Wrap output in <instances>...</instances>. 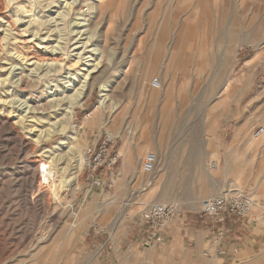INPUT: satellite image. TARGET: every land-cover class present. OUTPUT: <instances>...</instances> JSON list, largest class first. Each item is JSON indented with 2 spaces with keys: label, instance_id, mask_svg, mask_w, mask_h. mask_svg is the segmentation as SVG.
I'll use <instances>...</instances> for the list:
<instances>
[{
  "label": "rangeland",
  "instance_id": "rangeland-1",
  "mask_svg": "<svg viewBox=\"0 0 264 264\" xmlns=\"http://www.w3.org/2000/svg\"><path fill=\"white\" fill-rule=\"evenodd\" d=\"M6 17L19 19L8 44L1 40ZM1 18L0 119L30 147L17 153L0 137V264H100V244L117 248L149 204L169 202L161 199L165 182L173 192L204 196L206 180L227 175L212 165L229 162L232 180H248L237 173L242 149L231 146L264 127V0H15L0 6ZM37 57L61 68L37 87L10 86V64L29 75ZM96 61L90 92L63 120L65 134L34 143L62 115L40 116L42 125L30 132L17 122L25 113L7 104L25 111L51 95L64 98L76 88L75 75ZM103 85L114 107L95 111ZM104 131L115 135L118 154L123 143L138 149L139 170L153 155L154 173L118 180V161L110 190L91 187L86 158ZM56 146L64 158L54 165L65 183L39 190L36 181L23 189L45 150Z\"/></svg>",
  "mask_w": 264,
  "mask_h": 264
},
{
  "label": "crops",
  "instance_id": "crops-1",
  "mask_svg": "<svg viewBox=\"0 0 264 264\" xmlns=\"http://www.w3.org/2000/svg\"><path fill=\"white\" fill-rule=\"evenodd\" d=\"M126 136L127 132L119 137ZM241 136L242 140L237 144L232 141L231 147L242 149V172L237 173L248 180H232L235 167L230 162L213 164V169L218 168L227 175L222 180H206L204 196L209 198L221 191L242 192L255 199V206L248 218L227 217L220 224L224 238L218 246L212 242L211 224L201 215V203L207 198L197 192H173L165 182L161 199L169 201L166 204L176 205L180 215L168 222L162 241L147 244L144 224L137 216L117 248L107 242L98 246L100 264H264V134L253 135V140L245 133ZM118 151L122 160L113 176L118 180L142 176L141 169H137L141 155L138 149L127 150L123 143ZM163 158L165 168L166 156ZM89 237L90 242H94L96 237Z\"/></svg>",
  "mask_w": 264,
  "mask_h": 264
},
{
  "label": "bare ground",
  "instance_id": "bare-ground-1",
  "mask_svg": "<svg viewBox=\"0 0 264 264\" xmlns=\"http://www.w3.org/2000/svg\"><path fill=\"white\" fill-rule=\"evenodd\" d=\"M14 1L15 0H0V6H5V8H6L9 6V4L13 3ZM21 9H23V7ZM25 12L26 11H24V13ZM15 13H16L15 17H18L17 16L18 13L17 12H15ZM22 14H23V12H22ZM3 20H5V18H1L0 21H3ZM18 22H19L18 18H16L15 20H10L9 18L6 17V21L4 22L6 27H4L2 25L3 26V31H2L3 37L1 39V40L5 41L6 44H8V42H9L8 40H9L10 36H12V33L15 30L14 28ZM29 23H32V21H30ZM80 32H78L77 34L79 35ZM34 36H35V34H34ZM86 44L87 43H83L82 45H86ZM47 51H48L47 49H44V53H47ZM50 53H53V49H51ZM44 55H47V54H44ZM39 59L40 58L37 57L35 62L31 63V65H30L31 68L29 70L31 74H29V75H24V71H23L24 69L21 68L20 66H18V65L13 66L12 64H10V68L7 69L8 70L7 71L8 76H9L8 81L10 82L9 83L10 86L13 85L15 87L22 88V86L26 87V86L32 85V87H33V85H34L35 87H37V85L39 86L40 82H42L43 79L44 80L47 79L52 72L55 73V72H57V70H59L61 68V64H59V62L55 59H53L52 62H49V63L46 62L45 64L43 63L42 60H39ZM76 60L77 61L75 62V64L79 63L82 59L80 57H78V59H76ZM88 64L84 65L82 73H77L75 75L74 78L76 80V88H75V85L73 84L74 85L73 86V85H71V83L67 86V87H70V86H73V87L70 90H65L64 93L71 92V91L72 92H71V94H67L66 96H64V98H60V97H59L60 99H57L58 97L52 98V95H51V99L48 98L49 100L46 101L45 103H40L38 101V102H36V104L33 107L26 105L25 111H24V109L21 110V108L19 109L18 107L14 108V107L9 106L7 104V108H11L12 112H14V113L15 112H17V113L24 112L25 113L24 116L21 114H18V116H16L18 118L17 122L23 123V126L25 128H30V130H29L30 132L32 130H34V126L36 127V126L42 125L40 116H47L48 115L50 118H53V117L56 118L58 116L57 115L58 112L62 115L60 119L58 118L56 121L50 123L48 125L47 129H45L44 131H41L38 134L34 143H36V144L39 143L40 145H42L43 143L50 141L51 138L57 134H65L66 129L63 128V124H64L63 120L69 119L71 117V115L74 111V108L76 106H79L81 104V101L90 92V90L93 86L92 74H94L100 66V62H98V61L94 62L93 64H89V65ZM6 81H7V79L5 78L2 83H5ZM151 86H152V88L156 89V88H158V83L156 86L154 85V83H152ZM100 92H101V94H100L101 99H100L98 105L96 106L95 111L98 110L99 108L103 107L104 105L108 104V103H109V106L111 105V107L113 108L114 104H113V102H112V100L108 94L109 91H108L107 87L104 85L100 86ZM41 97H42L41 93L38 92L37 98H41ZM261 129H262V132L260 133V135L254 134V137L261 136L262 134H264V129L263 128H261ZM113 136H115V135L113 134ZM0 137H4L8 143H12L14 145V147L17 148L16 149L17 153H21L30 147L29 143H27L26 140L24 138H22L19 135V133H17L15 131L13 124L9 123V120L7 118H6V120L0 119ZM56 152H58V146L54 147L53 151L52 150H45V152H44L45 160L41 164H39V166L37 167L35 172L33 171L31 173V175L26 180H23V189L29 188V187L31 188L36 183V181L39 182V184H38L39 190H42V189L52 190L55 188L56 182H58L59 184L65 183V181H62V179H61L62 175L59 174L60 171L56 170L55 165H54L55 161L63 160L64 157L58 153L56 154ZM84 161L80 160V165ZM86 163H87V158H86ZM61 169H63V168H61ZM80 169H81V167H79L78 172L80 171ZM141 172L143 174H145L142 169H141ZM76 176H77V172L75 174L73 173V176L66 181L70 182V181L76 179ZM71 185H73V184H71Z\"/></svg>",
  "mask_w": 264,
  "mask_h": 264
},
{
  "label": "built area",
  "instance_id": "built-area-1",
  "mask_svg": "<svg viewBox=\"0 0 264 264\" xmlns=\"http://www.w3.org/2000/svg\"><path fill=\"white\" fill-rule=\"evenodd\" d=\"M157 79L153 80L157 85ZM262 129L259 128L255 134L260 135ZM116 137L111 132L104 131L100 134L93 148L88 152L85 169L88 173L87 181L93 188H112L111 176L119 161L118 152L115 151ZM156 158L147 154L142 162V170L145 174H150L156 166ZM103 176L107 180L103 181ZM107 181V182H106ZM254 199L242 192L221 191L201 203V215L211 224L212 242L219 245L224 238V232L220 224L227 217L248 218L254 209ZM180 215V210L176 205L152 203L149 204L139 219L144 224V234L146 243H160L162 233L168 222Z\"/></svg>",
  "mask_w": 264,
  "mask_h": 264
}]
</instances>
